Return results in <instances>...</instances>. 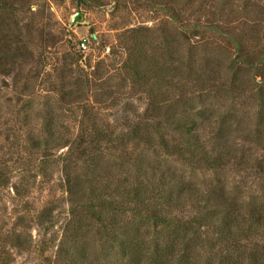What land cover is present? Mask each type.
I'll return each mask as SVG.
<instances>
[{"label":"rangeland","instance_id":"1","mask_svg":"<svg viewBox=\"0 0 264 264\" xmlns=\"http://www.w3.org/2000/svg\"><path fill=\"white\" fill-rule=\"evenodd\" d=\"M76 12L85 20L71 26ZM135 51L164 66L160 81L159 73L145 84L129 80ZM263 56L264 0H0V264H72L62 254L73 207L62 160L94 131L113 133L111 143L93 151L103 194L102 186L119 185L121 164L141 150L201 189L214 184L244 197L263 190L264 181L233 165V152L264 159V144L251 133L259 130L254 80L264 76L257 69ZM191 58L196 73L189 77ZM157 86L159 109L151 111L150 89ZM189 109L205 112L200 140L229 161L225 166L207 168L119 138L128 120H149L165 137L169 116ZM69 155V175L85 187L75 197L83 204L90 199L88 157ZM86 239L94 240L90 257L102 256L94 231ZM218 249L210 234L199 246L204 256Z\"/></svg>","mask_w":264,"mask_h":264},{"label":"trees","instance_id":"2","mask_svg":"<svg viewBox=\"0 0 264 264\" xmlns=\"http://www.w3.org/2000/svg\"><path fill=\"white\" fill-rule=\"evenodd\" d=\"M177 17L178 14L172 16L175 23ZM135 52L138 54L134 53L128 63L129 80L134 84H145L159 73L157 81H160L164 66L155 59L148 60L140 51ZM194 64L191 58L187 64L189 77L196 73ZM257 69H264L263 61ZM233 75L231 84L235 86L238 75ZM207 81L212 82L209 78ZM254 85L259 130L251 133L264 144V76L260 82L254 80ZM157 87L150 89L152 110L148 108L149 111L159 109L154 103L156 91L160 89ZM192 110L169 116L164 126L169 128L167 134L175 137H167V134L164 137L160 126L150 124L149 120L132 121L127 117L126 132H121L119 138L122 142L137 140L146 149L161 147L167 156L183 158L207 168L225 166L229 161L219 152H208L200 140L197 125L205 112L199 109L193 113ZM219 131H222L221 127ZM92 134L74 141L62 160L67 192L73 197L70 218L64 229L68 245L62 249V254L72 264H264V189L248 197L214 184L201 189L167 162H151L141 150L131 162L126 160L121 164L124 172L119 185L102 186L103 194L94 174L101 159L93 151L101 141L111 143L113 133L94 131ZM45 143L48 145L49 141ZM70 152L80 158L88 157L84 170L90 175L85 177L89 178L84 183H88L90 199L83 204L75 199L85 187L79 175H69L74 164ZM236 157L233 152L236 170L251 173L264 181V159L244 154ZM94 176L97 179L94 180ZM42 217L45 222L49 221V210H45ZM89 231H94L97 241L105 247L102 256L90 257L94 240L86 239ZM209 234L221 249L204 256L199 246Z\"/></svg>","mask_w":264,"mask_h":264},{"label":"water","instance_id":"3","mask_svg":"<svg viewBox=\"0 0 264 264\" xmlns=\"http://www.w3.org/2000/svg\"><path fill=\"white\" fill-rule=\"evenodd\" d=\"M85 20V14L82 12H76L75 14L72 15L71 19V26H74L77 23H81Z\"/></svg>","mask_w":264,"mask_h":264},{"label":"built area","instance_id":"4","mask_svg":"<svg viewBox=\"0 0 264 264\" xmlns=\"http://www.w3.org/2000/svg\"><path fill=\"white\" fill-rule=\"evenodd\" d=\"M82 47L85 48L84 44H82Z\"/></svg>","mask_w":264,"mask_h":264}]
</instances>
